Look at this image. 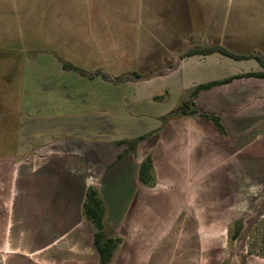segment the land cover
<instances>
[{"label": "crops", "instance_id": "0c3cea01", "mask_svg": "<svg viewBox=\"0 0 264 264\" xmlns=\"http://www.w3.org/2000/svg\"><path fill=\"white\" fill-rule=\"evenodd\" d=\"M49 1L31 17L0 0V264H100L91 187L122 239L112 264H264L248 246L264 221V79L245 76L264 72V0ZM200 44L240 58L186 56ZM191 101L198 115L163 123Z\"/></svg>", "mask_w": 264, "mask_h": 264}, {"label": "trees", "instance_id": "16d2710c", "mask_svg": "<svg viewBox=\"0 0 264 264\" xmlns=\"http://www.w3.org/2000/svg\"><path fill=\"white\" fill-rule=\"evenodd\" d=\"M213 53H220L224 56H228V57L235 58V59L240 58L220 47L193 50L187 53L186 56H192V55H197V54L209 55ZM257 59L264 66L262 58L258 57ZM66 68L75 70L81 74H85L84 71H81L72 65H66ZM245 76H252V77H258V78L264 79V72L247 74ZM230 81L231 79L199 86L193 91L192 98H196L197 95L202 90H208L214 86L226 84ZM194 104L195 103L193 101L184 103L182 106H180L179 108H177L176 110L170 112L167 116H165L163 118V123H165L169 118H172L175 116L198 115L199 111L197 110ZM202 117L211 120L223 135H227V132L219 117H211L207 115H202ZM144 139L145 137H142L140 139H137L136 141L130 142L129 145L131 148H135L137 143ZM139 179H140V182L144 185L151 186L155 184L156 177H155V173L153 169V162H152L151 157H148L142 163L141 168H140V173H139ZM106 212L107 210H106L105 202L100 196L98 190L93 187L89 188L86 194L84 205H83V215L86 218V220H88L94 227V244L100 256V264H112L115 254L122 244L121 238L111 237L110 235H108L106 221H105ZM241 228H242V225L238 223L234 229L232 239L237 238ZM263 230H264V221H262L258 225V227L255 229V231L253 232L250 238V242L248 246H249V253L251 255L264 257V249L262 248L258 250V246H257L258 243L257 244L254 243V241H257L261 237L262 238L261 243L264 246V231Z\"/></svg>", "mask_w": 264, "mask_h": 264}, {"label": "rangeland", "instance_id": "374dc122", "mask_svg": "<svg viewBox=\"0 0 264 264\" xmlns=\"http://www.w3.org/2000/svg\"><path fill=\"white\" fill-rule=\"evenodd\" d=\"M49 0H42V3L39 1V3L38 2H35V5L33 6V0H21V7H19V9L21 10V11H23L24 10V13H27V14H30L31 15V17H32V15H33V13H32V11L33 10H35V11H39V9H40V6L42 5V4H45V5H48L49 4ZM77 7V11L80 9V7H79V5H77L76 6ZM102 9L104 10V11H107V9H108V4L107 3H105L104 5H103V7H102ZM46 10H48V9H46ZM89 10H92V7H91V5H89ZM110 11V10H109ZM90 15H92L91 14V12H90ZM90 17H92V16H89V18ZM108 20V19H107ZM200 22H201V19H200ZM217 22H218V24L220 25V26H223L224 24H225V20L224 19H218L217 20ZM201 24H202V31H204V24H205V22L202 20V22H201ZM100 25V24H99ZM105 25H106V23H105ZM106 26H108V27H114V23H113V21H110ZM204 36L205 35H202V40L204 41L205 40V38H204ZM107 37H109V35L107 34V33H105V39L107 38ZM203 43V42H202ZM206 46L205 45H202V44H200L199 45V47H197V48H195L194 50H200V49H203V48H205ZM9 51H11V50H9ZM173 66H175V65H173ZM112 68H115V67H111V68H106V69H108V70H112ZM120 68H124V67H120ZM126 68V67H125ZM131 68H134V69H136L137 71H138V73L139 74H150V71H149V67L148 66H141V65H138V67H131ZM141 69H142V71H141ZM143 70H145V71H143ZM81 71H83V70H81ZM77 72V71H76ZM85 72V71H84ZM104 72H106V71H104ZM109 72V71H108ZM157 72V71H156ZM159 72V71H158ZM85 75H88V76H90L89 75V73H86L85 72ZM127 78V77H126ZM163 97H164V100H166L167 101V99H168V96H166V95H164L163 94ZM171 100V99H170ZM264 231V230H263ZM262 233V232H261ZM261 240H262V238L260 237L257 241H254V243H258V250L259 249H264V246L262 245V243H261ZM250 242V241H249Z\"/></svg>", "mask_w": 264, "mask_h": 264}]
</instances>
